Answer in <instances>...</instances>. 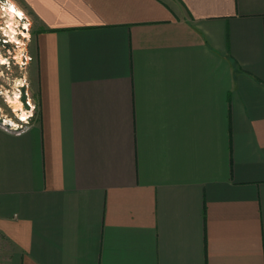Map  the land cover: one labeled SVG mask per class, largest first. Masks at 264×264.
Listing matches in <instances>:
<instances>
[{"label": "crops", "instance_id": "1", "mask_svg": "<svg viewBox=\"0 0 264 264\" xmlns=\"http://www.w3.org/2000/svg\"><path fill=\"white\" fill-rule=\"evenodd\" d=\"M37 111L0 125V264H264V0H16Z\"/></svg>", "mask_w": 264, "mask_h": 264}, {"label": "rangeland", "instance_id": "2", "mask_svg": "<svg viewBox=\"0 0 264 264\" xmlns=\"http://www.w3.org/2000/svg\"><path fill=\"white\" fill-rule=\"evenodd\" d=\"M16 3V0H13ZM7 0H0V54L6 60L5 63L0 58V125L10 123L17 125L21 123L20 110H16L15 104L9 102V96H14L16 92L20 95L23 108L29 107L27 101L37 103L34 97V66L36 61L35 33L37 31L36 22L29 13L24 12L27 19L15 21L17 34L12 38L8 31V21L10 17L5 10ZM17 4V3H16ZM18 5V4H17ZM19 6V5H18ZM25 23L28 28H25ZM26 33V36L23 34ZM27 34H29L27 36ZM14 104V105H13ZM27 106V107H25ZM37 111V109H36ZM27 118L31 121L36 117ZM24 120V121H25ZM3 127V126H2Z\"/></svg>", "mask_w": 264, "mask_h": 264}, {"label": "bare ground", "instance_id": "3", "mask_svg": "<svg viewBox=\"0 0 264 264\" xmlns=\"http://www.w3.org/2000/svg\"><path fill=\"white\" fill-rule=\"evenodd\" d=\"M5 10L10 17V20L8 21V25H7L8 31L11 34V37L13 38L17 34L16 33L17 30L14 24L15 21L13 22V19L16 18L18 21L24 20V19H27V16L24 13V11L13 0H7ZM25 28H28L27 23H25ZM23 34L26 36V33H23ZM28 35L29 34H27V36ZM0 58H1V61L5 63L6 60L1 56V54H0ZM8 100L9 102L15 104L16 110H20L19 115L22 120H25L28 118L29 112L23 108L22 103L20 101V95L18 92H16L13 97L9 96Z\"/></svg>", "mask_w": 264, "mask_h": 264}, {"label": "built area", "instance_id": "4", "mask_svg": "<svg viewBox=\"0 0 264 264\" xmlns=\"http://www.w3.org/2000/svg\"><path fill=\"white\" fill-rule=\"evenodd\" d=\"M29 107H27V109L29 111H31V114L29 117H32L34 116V112H36V109H37V105L34 103V102H30V101H27ZM24 106V105H23ZM27 120V119H26ZM24 121V120H21V123L17 124V125H11L10 123H2V126L7 130V131H10V132H19L21 131L22 129H25L26 127H28L30 121Z\"/></svg>", "mask_w": 264, "mask_h": 264}]
</instances>
